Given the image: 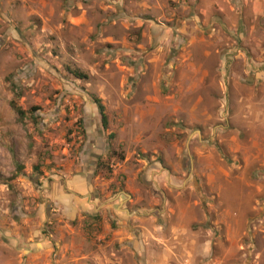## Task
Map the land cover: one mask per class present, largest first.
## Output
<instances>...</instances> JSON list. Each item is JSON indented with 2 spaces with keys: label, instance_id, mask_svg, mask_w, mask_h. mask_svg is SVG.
I'll return each instance as SVG.
<instances>
[{
  "label": "rangeland",
  "instance_id": "obj_1",
  "mask_svg": "<svg viewBox=\"0 0 264 264\" xmlns=\"http://www.w3.org/2000/svg\"><path fill=\"white\" fill-rule=\"evenodd\" d=\"M91 168L119 242L54 235ZM0 264H264V0H0Z\"/></svg>",
  "mask_w": 264,
  "mask_h": 264
},
{
  "label": "crops",
  "instance_id": "obj_2",
  "mask_svg": "<svg viewBox=\"0 0 264 264\" xmlns=\"http://www.w3.org/2000/svg\"><path fill=\"white\" fill-rule=\"evenodd\" d=\"M87 148L91 150V152L95 150V146L92 147L89 143L87 144ZM127 165L126 160H123L119 172L124 173L128 171L129 167ZM144 166L145 165H142L141 168L135 171L136 175L140 172H144V178L147 180L150 178L149 182L151 185L155 184L154 186L157 187L160 181L163 184V182L165 183L171 179L173 180V176H171L170 179L168 172L163 169L158 167L145 169ZM170 170L177 175L176 168L171 167ZM92 171L93 168H91L89 175H86L82 179L79 176L73 179L74 182L67 187V189L69 188L72 190V194L69 193V191L67 194L61 193L46 197L47 201H44L45 206L52 203L53 207L56 209L55 213L58 223L63 222V225L56 226L54 235H59V238H61L65 237V235L61 234L64 233L66 236L71 237L72 234H75V228L72 226V222L74 221L73 219H76L80 224L76 228L80 236L87 237V235H92L96 241L105 239L107 241L118 240L117 242H119L122 240L121 238L127 236V234H124L123 237H121V235L114 237V235L111 234L110 239L106 237V235L111 230L110 226L115 225L120 231V229L126 227V222L131 219L134 212L131 211L128 213L127 210L129 205L131 206L133 203V201H131V191L129 188H126V184H124L123 189L114 195L107 192L106 188L113 185L115 178H111L106 182L101 180L98 181L96 178L95 184L91 186L87 183V179L91 181ZM103 187H105V191ZM107 219H111V221H107ZM113 221L114 223H112ZM38 244L39 245L35 247V252L43 251L44 253L39 254L38 257L40 259H45L49 251L45 248L48 243H46V240L41 239Z\"/></svg>",
  "mask_w": 264,
  "mask_h": 264
},
{
  "label": "trees",
  "instance_id": "obj_3",
  "mask_svg": "<svg viewBox=\"0 0 264 264\" xmlns=\"http://www.w3.org/2000/svg\"><path fill=\"white\" fill-rule=\"evenodd\" d=\"M68 73L75 80H79V81H84L85 80V76L83 74H80L79 72H77L75 70H72V71L69 70ZM89 99H90L91 104L95 108V113H96V117H97V121H98L99 127H100V129L102 131H105L107 129V119H106V115L104 113V107L102 106V104H101V102H100V100L98 98L90 96ZM31 112L32 111H29L28 114L31 115ZM16 113H17V115H21L22 114L21 112H19L17 110H16ZM110 138H112V135H108L107 136V139H110ZM100 167H101L100 164L97 163V161H96V163L94 165V169L96 170V169H98Z\"/></svg>",
  "mask_w": 264,
  "mask_h": 264
}]
</instances>
